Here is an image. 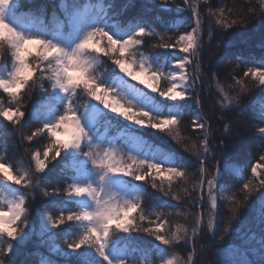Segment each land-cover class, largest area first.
<instances>
[{"label": "snow or ice", "instance_id": "1", "mask_svg": "<svg viewBox=\"0 0 264 264\" xmlns=\"http://www.w3.org/2000/svg\"><path fill=\"white\" fill-rule=\"evenodd\" d=\"M169 3L170 0H161L157 5L151 0V4L145 3L141 14L121 24L113 20L120 13L112 12L111 3L61 0L59 15L46 20L43 14H22L10 8L12 0H0V56L10 57L11 64L0 69V92L7 96V102L0 98V117L12 125L22 140L29 144L39 140L42 144L30 150L28 167L0 157V264H9L6 257L24 248L34 234L47 236L49 251L65 257V264H149L144 254L150 251L156 253L160 264H199V234L204 231L209 240H216L221 214L214 194L217 189L231 192L221 197L229 207L220 241L230 232H240V217L257 200L253 219L264 232V176L259 172L264 168V152L251 165V177L244 174L243 168L237 169L238 180L230 186H225L228 162H222L210 178L205 174L208 158L216 159V153L209 141L211 128L201 114L202 21L196 5L184 0L195 26L171 37L167 33L173 29L161 16L156 18L161 29L157 31L145 19V13L150 7L170 13ZM249 11L255 14L254 9ZM259 11L264 16V3ZM215 23L227 30L243 24L244 18L229 20L221 11ZM146 38L154 41L151 49L165 51L146 54ZM218 43L228 48L232 41L225 36ZM175 50L183 55L177 56ZM233 59L249 66L241 78L231 77L235 83L230 87L236 89L235 94L224 95L221 90L223 101L217 103L227 112L240 107L252 87L264 86V57L236 55ZM215 75L212 73L213 78ZM33 93L37 99L28 105L26 97L31 99ZM193 98L196 114L192 128L203 133L199 145L185 143L188 138L181 133L189 108L187 102ZM26 119L31 122L27 132ZM249 119L257 129L253 137L264 142V113L257 119L253 111ZM224 127L229 131L228 125ZM7 131L6 125L0 126V136ZM156 133L196 156L198 180L192 182L174 150L145 139ZM61 136L69 139L61 141ZM221 144L226 146V141ZM60 165L62 183L49 191L47 176ZM177 180L185 185L191 182L193 193L199 191L193 207L201 211L194 214L191 232L184 226L169 229L167 215L156 213L154 208L146 212L143 206L146 185L179 201L181 197L173 190ZM205 185L211 202L206 231ZM254 191H259V195L250 200ZM183 192L190 196L186 188ZM38 193L64 199L58 214H40L37 232L30 208ZM184 215L187 217V213ZM134 234L151 237L157 243L143 241ZM58 235L62 246L55 243ZM241 239L248 245L256 237L253 234ZM257 243L258 248L221 245L220 264H228L226 258H235L232 264H253L248 259L250 251L259 255L258 264H264V236ZM40 244L45 241L41 239ZM177 245L191 246L186 261L169 251ZM40 264L58 262L42 257Z\"/></svg>", "mask_w": 264, "mask_h": 264}, {"label": "trees", "instance_id": "2", "mask_svg": "<svg viewBox=\"0 0 264 264\" xmlns=\"http://www.w3.org/2000/svg\"><path fill=\"white\" fill-rule=\"evenodd\" d=\"M67 2V0H66ZM82 3H98L113 5L112 12L120 13L118 16H113L114 22L125 24L132 17H135L143 12L145 3L151 4V0H81ZM159 5L161 0H155ZM61 0H16V8L22 14L34 13L37 15L43 14L46 20H50L54 14L59 15L57 11ZM189 3L195 4L202 21V40H203V54L200 59L201 64V76L203 80V86L201 90V100L203 107L201 114L204 119L208 121L212 134L209 135V141L214 146L216 153V159L209 157V163L205 165L206 175L210 178L213 172L221 167L222 162H228V171L226 173L228 177V183L225 185L230 186L232 182L238 180L236 176V170L243 168L244 174L251 177V165L259 160V156L264 152V146L260 140L253 137V133L256 132V127L252 126L250 121V114L257 112L260 109V104H264V86L252 87L251 90L242 98L240 107L235 111H225L220 103L217 101H223V95L235 94L236 89L230 87L235 81L232 80V76L237 79L243 76V70L249 66L243 64L239 60L233 59L236 55H243L245 57H264V16L261 15L259 9L261 7L262 0H189ZM131 5V6H128ZM128 6V7H126ZM172 9L170 13H164L159 7H150L147 13H145V19L156 27L157 31H161L158 26L159 21L157 17H163L166 20L168 26L173 30L167 33L168 36L175 37L183 31H188L189 27H185L188 22L192 21L191 11H187V6L184 0H170L168 5ZM177 7L182 11L177 12ZM255 10V14L250 12L249 9ZM229 9L232 11L229 12ZM223 11L224 15L228 19H241L244 18V23L236 25L231 29H223L216 25L215 20L220 18V13ZM211 13H215L213 16ZM7 18V17H6ZM176 21L184 22L178 30H176L174 24ZM210 28L212 35H209ZM228 33H231L228 36ZM227 36L232 41L230 47L225 48L218 42ZM148 44L145 46L144 51L147 54L150 51L164 52V49H151V43L154 42L152 38H146ZM158 40V38H157ZM35 50V49H34ZM171 51V50H169ZM177 51V50H175ZM0 65L5 68H9L10 57L0 56ZM211 69V73L209 72ZM103 72V67L100 69ZM212 73H215V77H212ZM249 79L246 78V83ZM0 98L7 102V96L0 92ZM37 99V94L33 93L31 99L27 100V104L31 105L34 100ZM189 108L187 109L186 118L181 126V133L188 139L185 143H196L199 145L200 140L203 138V133L194 131L192 128V117L196 114L195 99L187 102ZM231 107V105H229ZM258 119V118H257ZM30 119L25 120V131L27 132L30 127ZM7 126V134L0 136V157H5L6 162L15 163L18 166L28 167L30 150L35 147H42L39 140L34 141L32 144L22 140L21 136L15 132L12 125L4 121L0 117V126ZM225 125H228V129L231 133V139H229V131H226ZM264 126V125H261ZM151 132V130H144ZM163 134L156 133L155 135H147L145 139L157 146L165 149L174 150V152L182 158V162L185 168L192 176V182H195L199 178L198 161L194 154L184 150V147L178 145L175 141H171L166 137L161 139ZM167 143H164V140ZM221 141H226V146L221 144ZM55 163V162H54ZM264 163V162H262ZM62 165L55 168L47 176V189L51 191L53 186H58L62 183L60 176V168ZM260 174L264 176V168L259 170ZM159 183V181H157ZM224 183V182H222ZM147 188L146 194L143 198V206L145 211H149L150 208H154L156 213H164L168 216L169 225L167 226L171 230H175L177 226H184L191 232L193 223V217L196 212L201 211L199 208L193 207V202L198 198L199 191L196 193L192 191V183L185 185L182 181L177 180L173 183V190L181 199L179 201L172 200L171 196H164L163 193L152 189L150 185L145 186ZM187 189L190 196H185L183 189ZM238 191V188L233 189ZM214 194L217 195V203L220 205V219L217 225L218 231L216 240L212 241L207 238L205 232L202 231L197 237V259L199 264H220L222 258V252L220 246L224 248L232 247H248L258 248L257 241L264 236V232H261L258 223L253 219L255 209L259 205V201L253 205L252 208H246L243 215L240 217V222L237 227L240 232H230L225 237L224 241H220L219 236L226 226V219L228 213V202L221 197H227L231 194L228 191L215 190ZM259 191H254L250 200L257 197ZM64 198L62 196L42 197V193L36 194V198L32 207L30 208V216L34 217L33 226L38 232L39 216L43 212L47 211L49 214H58V207L60 202ZM204 214H205V231L207 225V210L211 207V202L207 192V186L204 190ZM39 210V211H37ZM171 215H168V214ZM177 213H180L179 215ZM187 213V217H185ZM154 218V217H153ZM255 234L256 239L251 244L244 245L243 237L245 240L248 237ZM139 235V238L143 241H151V243H157L151 237ZM43 239L45 244L41 245L40 241ZM47 236L41 237L39 235H33L32 240L15 255L9 254V264H40L42 257H48L55 259L58 264H65L66 258L59 256L55 253H51V243L47 242ZM55 243L58 245L63 244L60 235L57 236ZM163 247V246H161ZM170 252L180 256L181 259L187 260L189 252L192 251L191 246L187 248L182 245H177L175 249H170ZM150 259L152 264H159V259L156 257L154 251H150L144 254ZM228 264H232V260L235 258H226ZM248 259L253 261V264H258L259 255H253L250 251L248 253Z\"/></svg>", "mask_w": 264, "mask_h": 264}, {"label": "rangeland", "instance_id": "3", "mask_svg": "<svg viewBox=\"0 0 264 264\" xmlns=\"http://www.w3.org/2000/svg\"><path fill=\"white\" fill-rule=\"evenodd\" d=\"M262 2L264 3V0H262ZM99 3H101V2H99ZM94 4H95V3H94ZM15 6H16V0H12V4H11L9 7H10V8H14ZM186 10H187V11H191V9L188 8V7H187ZM183 23H184V22H182V21H176L175 24H174V26H175V28H176L177 25L180 27ZM189 26H191V28L195 26L193 19H192L191 22H188V24L185 25V27H189ZM191 28H189L188 31H190ZM34 49H35V47L33 46V51H34ZM175 54H176L177 56H179V55H183L182 53H179L178 50L175 51ZM4 68H5L4 66L0 65V69H4ZM133 83H135V82H133ZM138 87H143V85H139V84H138ZM145 90L147 91V89H145ZM262 113H264V104H260V109L258 110V112H257V116H256V117L259 118V116H260ZM59 139H61V141H66V140L69 139V137H67V136H61V137H59ZM206 220H207V217H206ZM145 259H147V260L149 261V264H151V263H150V259H149L148 256H145ZM159 264H160V261H159Z\"/></svg>", "mask_w": 264, "mask_h": 264}]
</instances>
